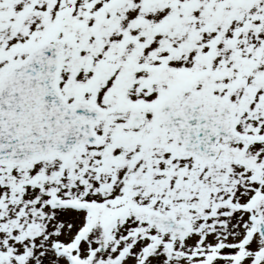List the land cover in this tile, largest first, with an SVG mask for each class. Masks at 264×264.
<instances>
[{
    "label": "snow or ice",
    "instance_id": "1",
    "mask_svg": "<svg viewBox=\"0 0 264 264\" xmlns=\"http://www.w3.org/2000/svg\"><path fill=\"white\" fill-rule=\"evenodd\" d=\"M0 264H264V0H0Z\"/></svg>",
    "mask_w": 264,
    "mask_h": 264
}]
</instances>
